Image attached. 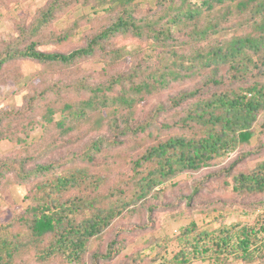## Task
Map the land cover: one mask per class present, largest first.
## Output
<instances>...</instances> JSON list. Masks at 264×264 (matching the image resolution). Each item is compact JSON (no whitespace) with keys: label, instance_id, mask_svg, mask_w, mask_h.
<instances>
[{"label":"trees","instance_id":"trees-1","mask_svg":"<svg viewBox=\"0 0 264 264\" xmlns=\"http://www.w3.org/2000/svg\"><path fill=\"white\" fill-rule=\"evenodd\" d=\"M78 1L52 0L28 31L36 40L24 48L7 49L0 69L19 58L66 67L98 53L107 66L119 60L127 65L102 83L83 79L64 86L81 98L63 101L60 110L48 105L22 135L8 131L11 124L1 117L0 140L24 142L37 121L52 127L57 112L61 117L55 128L66 135L74 129L72 121L77 125L87 114L83 107H74L81 104L116 108L114 114L102 116L107 120L105 132L116 135L109 143L113 147L129 137L145 142H136L142 150L130 160L128 175L107 187L104 173L80 167L57 173L54 163L27 167L32 158L2 160L0 191L13 182L10 173L14 182L36 181L28 204L0 222V264H83L92 240L116 219L139 213L140 206L176 177L212 169L233 153L239 157L231 166L209 173L205 180L221 184L218 190L230 186L233 200L254 218L221 223L213 230L190 222L174 235L150 240L130 264H264V0H157L148 8L139 0H95L94 5L109 4L107 11L116 14L108 25L68 52L40 49L39 32L64 6ZM69 34L53 41L62 42ZM119 36L138 44L118 46L114 40ZM39 101L30 99L24 118L31 117ZM148 103L154 105L149 116L138 121ZM102 126L98 122L97 130ZM108 141L106 136L95 139L81 157L93 162ZM249 159H255L252 167L238 168ZM206 189L192 187L185 204H177L171 215L209 211L210 205H195ZM155 209L148 206V215ZM125 247V240L116 236L105 253L93 255L95 263L119 257Z\"/></svg>","mask_w":264,"mask_h":264},{"label":"rangeland","instance_id":"rangeland-1","mask_svg":"<svg viewBox=\"0 0 264 264\" xmlns=\"http://www.w3.org/2000/svg\"><path fill=\"white\" fill-rule=\"evenodd\" d=\"M86 1L90 3H86ZM86 1L80 0L69 6H64L63 11L39 32L37 40L42 43L40 49L68 52L81 47L115 17L114 12L110 14L107 11L110 7L109 4L97 6L93 4L96 3L95 0ZM139 1L145 8H148L155 6L157 0ZM51 2L52 0H0V57L5 54L7 49L24 48L30 41L36 40L35 36L33 39L28 37V31ZM66 32L71 34L68 39L59 43L53 41L59 34ZM48 40L52 42H48ZM114 43L129 48H134L138 44L135 39L128 36H119L114 40ZM103 59L104 57L98 53L90 59L66 67L51 68L28 58L14 59L2 65L0 69V118L4 117V124H11V129L8 131L22 135L21 133L28 123L32 119H39L48 105L60 110L64 106V102L74 103L81 98V95L78 96L75 90L65 91L64 86L83 79L89 84L102 83L108 80L111 74L123 70L127 65V61L119 60L107 66ZM49 87H53V89L49 90ZM43 92L45 94L42 97ZM84 94L88 93L84 92ZM33 97L40 100L36 104L39 107L31 114V117L24 118L23 114ZM50 102L51 104H49ZM75 106L83 107L87 114L84 118H80L77 125L76 119L73 120L74 129L66 135H61L60 131L55 128L54 122L61 117V114L57 112L55 120L51 124L52 127L46 128L47 124L43 125L42 122L37 121L36 127L30 131V137L24 139V142L1 139L0 164L2 160L8 158L23 157L32 158L28 161L27 167H33L35 162L37 164L54 163L57 165V173L80 167L91 170L97 175L106 174L105 187L112 186L117 182L118 177L127 176L130 160L139 155L142 150V147L135 146L136 142L143 143L145 141L129 137L118 148L113 147L109 143L116 135L105 132L107 120L102 116L114 114L116 108L112 106L94 108L81 104H74ZM153 106L152 103L144 105V109L138 115L140 118L137 120L147 118ZM19 112L21 113L19 114ZM100 121L103 126L97 130V123ZM101 136H106L110 140L108 143H104L103 151L95 154L93 162L82 158L84 152L90 151L92 142ZM257 140L254 138L253 144H256ZM238 157V153H233L212 169L199 173H186L173 179L166 187L159 190L158 196L150 197L146 204L140 206L139 213L125 214L116 219L115 225L107 229L101 237L94 238L83 264H97L93 255L98 252L105 253L108 244L116 236L118 239L125 240L126 247L119 257L108 261L100 260L99 264H130L134 253L146 248L150 240L174 235L180 227L190 222L213 230L221 223L252 220L254 214H247L243 211L242 205L237 200H233L230 186H227L225 190H218L221 184L211 181V179L205 180L209 173L231 166ZM254 163L255 159L245 160L239 164L238 168L245 170L252 167ZM9 176L13 182L0 191V222L9 221L15 213L21 211L28 204L27 195L36 181L33 178L32 182L19 183L14 182L11 173ZM197 185H202L207 189L198 195L199 200L195 205L198 204L202 208L210 205V210L204 212L196 210L193 215L174 218L171 215L174 207L177 204H185L184 198L191 192L192 187ZM221 203H226V205ZM150 205H155L156 209L149 216L147 208ZM214 207L217 209L213 210ZM203 264H208V262Z\"/></svg>","mask_w":264,"mask_h":264}]
</instances>
